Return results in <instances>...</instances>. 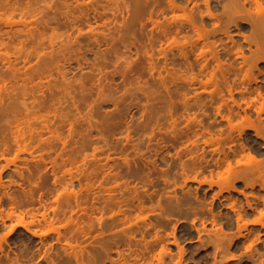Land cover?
Wrapping results in <instances>:
<instances>
[{
  "label": "bare ground",
  "instance_id": "obj_1",
  "mask_svg": "<svg viewBox=\"0 0 264 264\" xmlns=\"http://www.w3.org/2000/svg\"><path fill=\"white\" fill-rule=\"evenodd\" d=\"M0 10L6 11V15L7 12L19 13L26 19L34 18L35 13L42 16L29 24L21 22V25H24L23 29L18 26L19 24L12 23L10 20H5L7 24L5 23L3 27L0 24V46L7 47L9 44H15L16 48L27 47L26 45L32 42L37 47L34 52L28 50L22 52V48L20 47L21 50L18 48L21 51L17 49L20 55H15L13 60L8 58L10 56L0 57V79L4 80L6 77L9 83L14 85L11 92L6 88L3 90V86H0V235L3 233V236H0V263L3 260L6 264H20L17 254L14 253V258L8 255L9 249L13 250L9 240L17 235L19 228L30 234L32 238H39L40 247L36 252L46 247L43 240L46 233L38 234L36 230L31 229L36 221L32 219L26 222L18 214L23 215L22 212L26 210L25 205L30 203L33 205L35 200L33 191H25L22 186L29 183V186L35 187L37 180L34 173L30 172L31 175L28 173L30 177L27 175L23 177L22 171L20 173L18 169H15L17 165L14 161L19 158L17 155L24 154L23 152L28 151L30 147L33 150L66 148V139L61 138L59 129L50 125L51 122L44 123L43 121L36 129L30 126L33 123H30L29 118L34 115L30 110L35 107L29 109V104L26 102L25 82L31 79L25 81L19 76L27 75L35 69L30 65L33 58L36 59L38 77L57 71L64 78V65L57 61L53 63L57 58L66 59L63 64L76 59V66L80 69L87 64L89 56L93 58V62L98 63L99 61L105 65L107 54L102 50L104 45L112 47L119 45L120 49L116 48L114 51L116 54L123 50L129 53L130 57L126 58V62L122 65H127L130 60L142 55L148 73L150 76L158 73V79L160 78L166 91H169L170 83L166 81L167 77L161 76L160 70H164L168 75V61L170 60L177 75L171 84H176L178 87L185 110L192 108L205 115L212 120L210 126L217 127L220 133L223 132L221 126L226 128V138L222 140L225 149L221 151L207 148L209 145L216 144L213 138H210L205 148H199L196 142L192 144L196 150L190 149L187 152L190 155L189 160L180 165V169L174 172L172 179L164 180L165 184L173 185L174 188L162 194L160 199L165 200L163 199L164 202L158 201L157 205L159 207L166 205L163 208L164 212L176 211L180 208L182 210L183 207L188 206L193 209L195 206H200L196 203L199 200L198 195L202 193L205 199L210 192L212 202L219 200V207H224L226 211H229L228 214L222 215L227 217L224 218L225 220H222L220 211L215 214L210 208L209 214L205 213L206 218L200 224V228L195 222L192 224L203 251L209 247V244L202 242L203 234L207 232V225L214 226L217 222L226 228H232L233 222L236 225L237 230L233 238L229 240L217 238L216 243H213L212 264H227L233 261V256L229 258L227 256L242 239H247L250 234L249 225L264 230V160L261 158L264 157V71L259 70L260 66H264V0H225L224 2L220 0H0ZM144 12L147 13L145 25L149 26V29L146 31L147 44L140 48L134 26L141 21ZM14 23L18 28L12 25ZM33 25L34 28L42 26L44 30L50 28L54 32L59 29L64 30V35H61V37L64 36L62 43L60 42L61 44L57 47L51 46L48 52H43L40 50L41 43H39L43 37H41L43 31L39 32V30L36 33L33 28L30 29ZM246 28H249V31L246 30L245 33ZM80 55L82 59L76 58ZM45 60L51 61L50 65H55L54 68L47 65ZM118 61L119 58L115 63ZM162 61L163 68L161 67ZM102 65H97L101 73L104 67ZM43 85L42 83L35 85L34 92L40 93L45 87ZM5 91L9 94H5ZM43 98L41 95L35 100L40 101ZM20 100L23 108L21 111H16L15 106ZM99 101L107 102V96L100 94ZM165 103L164 107L171 111V102ZM208 105L214 106V112L211 115L206 114L204 110ZM152 106L144 107L145 112L150 111L151 113L154 109ZM25 125V128L22 127ZM146 127L143 126L139 132L147 133L148 128ZM99 128L98 126L96 128L99 144H106L104 126ZM156 128H159V124L152 126L151 132L146 134L148 137L146 150L154 153L150 159L154 167L157 166L159 160L166 162V159L161 157L163 147L160 143L156 141L157 143L152 145V134ZM128 130L130 132V129ZM248 131L254 133L252 138L248 137ZM129 132L127 139L130 138ZM13 151L18 154L15 159L13 158L14 160H9L13 162L10 164L7 155H14ZM29 152L31 153V150ZM102 158L100 174L103 176V182L117 179L118 176L114 175L116 169L110 164L112 161L110 157ZM123 162L128 163L127 156L124 157ZM7 165L14 166L15 172L13 168L11 171L16 173L20 180L24 178L28 183L23 181L25 185L22 183L21 186V182L16 184L13 179L9 181V185L4 183L6 178L4 179L3 175L7 174L6 170L9 167ZM7 172L9 174L8 170ZM200 176L202 178L199 180ZM104 183H101L100 187L99 194L102 195L100 200L114 201L113 190L106 189ZM143 183L145 182H142L140 191L135 186L130 187L127 182L122 186H116L121 187L122 198L130 197L123 200V206L133 208L137 204V211L140 212L139 215L134 212V215L129 213L124 216L127 223L132 221L135 215L137 221L141 223L146 221L140 217L142 213H145V204L153 201L154 194H148L146 185L143 186ZM195 183H197V187L194 188L196 205L190 197L191 187ZM237 185H242V190H237L239 189ZM15 186L21 189L23 196L19 193L20 191L11 190ZM179 192L183 198L178 197ZM232 192L242 195L243 200L233 198ZM188 197L191 199H187ZM39 199H41L39 203H43L42 198ZM212 202L211 206H213ZM42 206L41 208L44 209L45 206ZM47 208L44 214L47 213ZM149 208H152L151 211L155 209L152 206ZM51 209L50 207L49 210ZM109 209L112 211L113 206ZM51 211L55 213V210ZM197 211L200 213L199 210ZM99 213L101 216L97 222L104 229L108 227L105 225L108 211L100 208ZM44 214H41L42 221L47 220ZM109 217L113 218L114 214ZM250 217H253L251 224H249ZM129 231H132V228H129ZM245 232H247L246 237L243 236ZM22 240H15L12 245L20 248L26 247L28 243L26 245ZM29 242L31 244L33 241ZM249 243L247 249H251L252 242ZM183 253L184 249L179 248L176 264H182ZM44 258L45 255L42 259ZM250 258L252 259L253 256Z\"/></svg>",
  "mask_w": 264,
  "mask_h": 264
},
{
  "label": "rangeland",
  "instance_id": "obj_2",
  "mask_svg": "<svg viewBox=\"0 0 264 264\" xmlns=\"http://www.w3.org/2000/svg\"><path fill=\"white\" fill-rule=\"evenodd\" d=\"M220 1L224 2L225 0ZM5 13L6 11L0 10V20L3 21H0L2 27L5 23L7 24L5 20H10L12 23L19 24L18 26L23 29L24 25H21V22L29 24V22L32 23L42 17L35 13L34 18L26 19L19 13L7 12V15ZM146 19L147 13L144 12L141 21L134 26L140 48L147 44L146 31L149 26L145 25ZM11 22L8 23L11 24ZM17 25L15 27L18 28ZM30 27L36 33L39 30V32L43 31L44 35H41L43 37L39 42L41 43L40 50L43 52H48L51 46L57 47L62 43L64 36L61 37V35H64V30L59 29L54 32L50 28L44 30L42 26L36 27L37 29L34 28V25ZM246 30L248 32L249 28L245 29V33ZM12 45L0 46V57L10 56L8 58L13 60L15 55H20L21 48L22 52L26 50L34 52V49L37 48L32 42L27 44V47L16 45L18 48L21 47L20 50L14 47L15 44ZM116 48L120 49V46L104 45L102 47V50L107 54L105 62L107 65L105 63L102 65V62L99 61L98 63H96L97 61L93 62V58L89 56L87 64L80 69L76 66V59L71 60L68 64H63L66 60L64 58L55 59L54 64L57 61L65 67L64 78L57 71L38 77L36 59L34 58L30 65L34 66L35 69L27 75L21 74L19 76L25 81L31 79L25 82L27 86L26 102L29 104V109L35 107L30 110L34 113L29 118L30 120L28 119L34 125L30 126L36 129L43 121L44 123L51 122L50 125L59 129L61 138L66 139L65 149L61 147L51 150H33L30 147L31 153L29 150L23 152L24 154H18L16 151L15 154L13 151L14 155H7L8 161L15 159L17 154L20 155H17L19 158L14 161L16 163L14 164L17 165L15 169H18L17 171L20 173L22 171L23 177L26 175L30 177L31 173H34L36 177L32 174L33 178L35 177L37 180V185L31 187L26 179L23 178L21 181L19 176L13 173L15 172L14 166H12L14 164L7 165V167L9 166V169L7 168L9 174L6 170L7 174L4 173L3 175V178H6L4 183L9 185V181L13 179L14 181H12L16 184L21 182L20 185L22 186L26 182L28 184L22 187L25 191L32 190L35 197L33 205L31 203L25 205L26 210L24 209L25 206L22 207L24 212L20 210L21 208L19 209L23 215L16 212L26 222L32 219L36 221L31 229L36 230L38 234L46 233V236L43 237L46 247L41 248L40 252H36L37 248L40 247L39 238H32L30 234L19 228L17 235L9 240L10 243L8 242L14 252L10 249V252L8 250L6 252H9L8 255L11 258H14V253L17 254L20 264H176L179 256L178 249L181 247L184 249L182 264H212L213 243H216V239L229 240L236 234L237 229L234 222L232 228L223 227L220 222L214 226L207 225V232L203 234L202 242L209 244V247L203 251L192 224L195 222L196 226L200 228V224L206 218L205 213H208L210 208L214 210L215 214L220 211L222 220L227 218L222 215L228 214L229 211H226L224 207H219L218 199L212 202L211 192L205 199L200 193L198 195L199 200L196 202L194 188L197 187V183L191 187L190 197L192 199L190 197L187 199L193 200L192 202L195 201L197 205L200 204L197 206L198 209L195 206L196 210H193L194 208L188 206L183 207L182 210L180 208V210L164 212L163 208L166 205H163L164 207L161 204V207L157 205L158 201L164 202L165 200L162 197L160 199V196L174 188L173 185L165 184L164 180L166 178L172 179L174 172L180 169V165L189 160L190 155L187 152L190 149L196 150L192 144L196 142L199 148H205L209 144L210 138H213L216 140V144L209 145L207 148L221 151L225 149L222 140L226 138V128L221 126L223 132L220 133L217 127L210 126L212 120L205 115L192 108L185 110L181 103L178 87L176 84H171L177 75L170 60L168 61L169 74L167 75L164 70H160L161 76L167 77L166 81L170 83L169 91H166L159 80L160 78L158 79V73L150 76L142 55L133 58L127 65H122L130 55L124 50L116 54L114 53ZM17 52L19 54H16ZM76 58L82 59V56ZM118 58L119 61L115 63ZM45 63L50 65L52 62L45 60ZM98 64L104 66L102 73L98 70ZM54 66L50 65L52 69ZM161 67H164L163 61ZM99 68L101 70V67ZM262 69L264 71V66L259 67V70L262 71ZM0 80L2 81H0V86H3V90L6 88L11 92L14 85L9 83V79L5 77L4 80L2 78ZM39 83L44 84L45 87L41 89L40 93H35L33 87ZM7 93L8 91H5V94ZM100 94L107 96L108 101H99ZM41 95L44 97L43 99L35 100ZM18 102L15 110L21 111L23 108L21 100ZM165 102H171V111L164 107ZM150 105L154 108L152 112L147 110L145 112L144 107H151ZM204 110L206 114L211 115L214 112V106L208 105ZM191 119L193 121H188ZM29 121H27L28 124ZM99 124L102 125L99 126ZM156 124H159V128H156L152 134V142L154 143L152 145L157 142L160 143L163 147L161 157H164L166 162L159 160L157 166L154 167L150 162L154 153H149L146 150L148 146L146 134L150 133L151 127ZM30 126L28 125V127ZM97 126L98 128L104 126L106 144H99ZM143 126L148 128L145 134L143 131L139 132ZM22 127L25 128L26 125ZM71 129L72 132H70ZM128 132L130 134L129 139L126 138ZM247 135L252 138L254 133L248 131ZM259 142L262 144L261 141ZM101 152L103 154L100 155ZM107 156L112 160L110 164L116 169L114 175L118 178L112 181H104V183L103 176L100 174V167L103 164L102 157L106 158ZM126 156L128 163L123 162ZM261 158L264 160V157ZM10 162L12 161L8 163ZM200 178L202 176L198 177L199 180ZM16 179L19 181L16 182ZM126 182L132 188L134 186L139 188V191L142 182H145L143 186L146 185L148 194H154L153 201L145 204V213H142L143 215L140 217L146 220L147 225L137 221L136 215L129 223L125 220L124 216L129 215V213L140 214L137 211V204L133 208L123 206V200L130 197L124 196L122 198L121 187L117 188L116 186H122ZM101 183H104L106 189L110 190L111 188L113 190L114 201L100 200L102 196L99 194ZM205 188L207 189V187ZM237 188H239L237 190H242V185H237ZM11 190L19 192L21 189L15 186ZM19 193H22L21 196H23V192L20 191ZM231 196L243 200L242 195H238L237 192H232ZM178 197L183 198L181 193ZM38 198H42L43 203H39L41 199L38 200ZM211 202L213 206L210 205ZM41 206L49 207L46 213L48 216L44 214L46 209L41 208ZM110 206H113L112 211L109 209ZM151 206L155 208L154 211L149 208ZM50 207L55 210V213L51 211L52 209L49 210ZM100 208L108 211L105 217L107 229H103V226L97 222L101 216ZM42 213L46 216V221H42ZM113 214L114 217L110 218L109 216ZM252 220L253 217H250L249 224L252 223ZM129 228H132V231H129ZM248 228L250 234L247 239L249 240L242 239L236 247L231 249L227 257L233 256V261L227 264H261L262 262L264 264V230L252 225H249ZM217 232L219 234H216ZM246 234L247 232L243 233V236ZM0 236L2 237L3 233ZM15 240H22L26 245L28 243L27 246L30 247L20 248L16 246V249L12 245ZM28 240L33 242L30 244ZM249 242H252L251 249H247ZM34 252L36 253L33 255ZM44 255L45 258L42 259ZM251 256H253L252 259ZM5 262L3 264H6Z\"/></svg>",
  "mask_w": 264,
  "mask_h": 264
}]
</instances>
